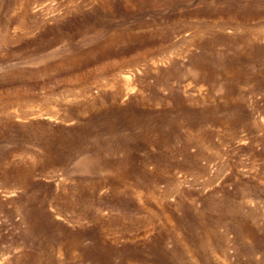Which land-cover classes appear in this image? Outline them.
Wrapping results in <instances>:
<instances>
[{
    "label": "rangeland",
    "instance_id": "rangeland-1",
    "mask_svg": "<svg viewBox=\"0 0 264 264\" xmlns=\"http://www.w3.org/2000/svg\"><path fill=\"white\" fill-rule=\"evenodd\" d=\"M0 264H264V0H0Z\"/></svg>",
    "mask_w": 264,
    "mask_h": 264
}]
</instances>
